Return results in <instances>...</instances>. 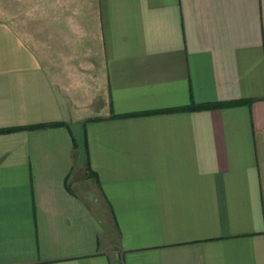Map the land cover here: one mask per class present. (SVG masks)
Masks as SVG:
<instances>
[{"label":"crops","instance_id":"obj_1","mask_svg":"<svg viewBox=\"0 0 264 264\" xmlns=\"http://www.w3.org/2000/svg\"><path fill=\"white\" fill-rule=\"evenodd\" d=\"M0 264H264V0H0Z\"/></svg>","mask_w":264,"mask_h":264},{"label":"trees","instance_id":"obj_2","mask_svg":"<svg viewBox=\"0 0 264 264\" xmlns=\"http://www.w3.org/2000/svg\"><path fill=\"white\" fill-rule=\"evenodd\" d=\"M48 125H57V124H48ZM45 126H47V124H39V125H35L33 128H41Z\"/></svg>","mask_w":264,"mask_h":264}]
</instances>
